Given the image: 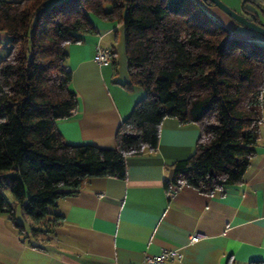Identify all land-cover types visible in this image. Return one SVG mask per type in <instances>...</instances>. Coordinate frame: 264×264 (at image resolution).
Masks as SVG:
<instances>
[{
    "label": "trees",
    "instance_id": "16d2710c",
    "mask_svg": "<svg viewBox=\"0 0 264 264\" xmlns=\"http://www.w3.org/2000/svg\"><path fill=\"white\" fill-rule=\"evenodd\" d=\"M243 5L262 9L252 0ZM90 14L123 22L127 86L145 92L119 125L114 148L68 143L57 127L78 109L66 45L97 31ZM0 32L8 45L0 59V215L21 236L3 190L33 220L35 236L58 219L49 208L87 178H124L127 157L155 150L166 118L199 130L191 156L174 162L167 192L187 185L213 195L244 180L264 105L261 35H233L197 0H0Z\"/></svg>",
    "mask_w": 264,
    "mask_h": 264
},
{
    "label": "crops",
    "instance_id": "0c3cea01",
    "mask_svg": "<svg viewBox=\"0 0 264 264\" xmlns=\"http://www.w3.org/2000/svg\"><path fill=\"white\" fill-rule=\"evenodd\" d=\"M197 1L236 34L239 28L227 15ZM261 1L256 0L257 4ZM90 18L97 31L66 45V67L71 71L70 87L77 94L78 109L59 120L57 127L68 143L114 148L119 125L145 92L127 86L123 22L93 14ZM242 37L261 40L257 33ZM6 40L0 32V41ZM97 46L112 50L111 63L95 60ZM7 50L0 52V59ZM259 133L255 155L241 183L213 195L187 185L167 192L164 183L173 178L174 162L191 156L199 130L194 124L164 119L155 150L127 157L124 178H87L52 206L50 211L58 219L41 225L35 236L24 225L27 236H21L13 221L0 215V264H135L165 249L182 252L181 260L166 264L264 260V105ZM192 234H199V240L190 242Z\"/></svg>",
    "mask_w": 264,
    "mask_h": 264
},
{
    "label": "water",
    "instance_id": "95a60500",
    "mask_svg": "<svg viewBox=\"0 0 264 264\" xmlns=\"http://www.w3.org/2000/svg\"><path fill=\"white\" fill-rule=\"evenodd\" d=\"M207 0H203L206 2ZM207 4H212L227 13L237 24L242 25L253 31L262 37H264V21L260 19V16H264V8L253 9L247 8L241 3V9L239 11L230 8L228 5L223 3L222 0H208Z\"/></svg>",
    "mask_w": 264,
    "mask_h": 264
},
{
    "label": "built area",
    "instance_id": "2783aa9c",
    "mask_svg": "<svg viewBox=\"0 0 264 264\" xmlns=\"http://www.w3.org/2000/svg\"><path fill=\"white\" fill-rule=\"evenodd\" d=\"M95 60L100 64L111 63L113 60L112 50L102 46H97L95 53ZM199 234H192L189 236V241L194 242L199 240ZM182 252L177 249L161 250L154 255H145L139 262L135 264H166L168 260H181Z\"/></svg>",
    "mask_w": 264,
    "mask_h": 264
},
{
    "label": "rangeland",
    "instance_id": "374dc122",
    "mask_svg": "<svg viewBox=\"0 0 264 264\" xmlns=\"http://www.w3.org/2000/svg\"><path fill=\"white\" fill-rule=\"evenodd\" d=\"M222 1H223V3H225L226 5H228L232 9H235L237 11H239L241 9V5L240 4H241L242 0H222ZM252 1H254L255 3H257L256 0H252ZM232 2H240V4H239L240 6H238L239 8L236 7L237 5L236 6L233 5ZM249 5H250V7L253 6V4H249ZM261 5H262V8H264V1H261ZM254 7L256 8V10L257 9L259 10V8L257 6H254ZM218 9L221 10L220 8H218ZM221 11L223 12V14L227 15L228 18H230V20L232 22H234L235 25H237V28H239V30L236 31V34H233V35H236V36L241 35L240 37H242L244 33H255L253 31H250L246 27L237 24L227 13H225L223 10H221ZM260 19L262 21H264V16H262V17L260 16ZM218 21L221 22L220 20H218ZM242 38H244V37H242ZM6 44H7V40L5 42H1V44H0V52L3 51L5 47L8 49V45H6ZM3 194L6 197V199L10 203H12V205L15 207V211H16V213H15V220L18 223L23 224L26 228L33 226L34 225L33 220L22 211V209L20 207V203L14 201L13 194L9 190H7V189L3 190ZM49 209L51 210L52 207H50Z\"/></svg>",
    "mask_w": 264,
    "mask_h": 264
}]
</instances>
